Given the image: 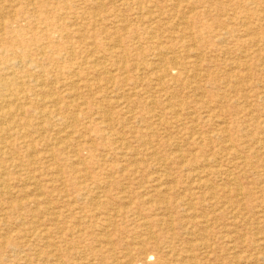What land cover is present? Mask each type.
<instances>
[{
  "label": "rangeland",
  "instance_id": "374dc122",
  "mask_svg": "<svg viewBox=\"0 0 264 264\" xmlns=\"http://www.w3.org/2000/svg\"><path fill=\"white\" fill-rule=\"evenodd\" d=\"M0 67V264H264V0H0Z\"/></svg>",
  "mask_w": 264,
  "mask_h": 264
},
{
  "label": "bare ground",
  "instance_id": "6f19581e",
  "mask_svg": "<svg viewBox=\"0 0 264 264\" xmlns=\"http://www.w3.org/2000/svg\"><path fill=\"white\" fill-rule=\"evenodd\" d=\"M38 1V0H37ZM43 2V1H42ZM44 4H46V3H44ZM47 5V4H46ZM44 6V5H43ZM66 6H69V5H66ZM40 7V6H39ZM67 8H69V7H67ZM46 10H48V9H46ZM48 11H50V10H48ZM55 11V10H54ZM16 12V11H15ZM47 13H49V12H47ZM246 17H247V15H245ZM243 18V17H242ZM47 25V24H46ZM47 30H48V28H47ZM72 37V36H71ZM45 42H47V39H45ZM49 43V42H48ZM69 47V46H68ZM33 59V58H32ZM10 60V59H9ZM14 61V60H13ZM14 63H16L15 61H14ZM16 65V64H15ZM23 65V64H22ZM7 67H9L8 65H6ZM11 66H12V64H11ZM25 66V65H24ZM26 67V66H25ZM1 68V67H0ZM17 68V67H16ZM6 69V68H5ZM10 69H12V68H10ZM38 69V68H37ZM8 70V69H7ZM44 71H46V70H44ZM3 72V71H2ZM2 72H1V74H2ZM6 72V71H5ZM11 72V71H10ZM20 72V71H19ZM7 73H9L8 71H7ZM7 73H5V74H7ZM11 74H13V73H11ZM1 76V75H0ZM5 76V75H4ZM14 77H16V76H14ZM20 77V76H19ZM4 78V77H3ZM10 81V80H9ZM26 82V81H25ZM88 82V81H87ZM3 92V91H2ZM5 99H6V97H5ZM39 102H41V101H39ZM8 109V108H7ZM6 109V110H7ZM4 110V109H3ZM12 112V111H11ZM22 113V112H21ZM18 114V113H17ZM11 117V116H10ZM48 117V116H47ZM205 165V164H204ZM240 190H241V188H240ZM36 191V190H35ZM150 201V200H149ZM155 240V239H154ZM112 264V263H111Z\"/></svg>",
  "mask_w": 264,
  "mask_h": 264
}]
</instances>
